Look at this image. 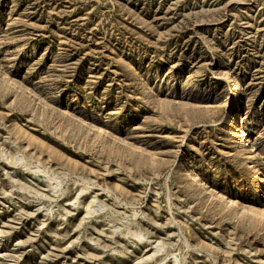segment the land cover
<instances>
[{"label":"rangeland","instance_id":"374dc122","mask_svg":"<svg viewBox=\"0 0 264 264\" xmlns=\"http://www.w3.org/2000/svg\"><path fill=\"white\" fill-rule=\"evenodd\" d=\"M263 197L264 0H0V264H264Z\"/></svg>","mask_w":264,"mask_h":264},{"label":"bare ground","instance_id":"6f19581e","mask_svg":"<svg viewBox=\"0 0 264 264\" xmlns=\"http://www.w3.org/2000/svg\"><path fill=\"white\" fill-rule=\"evenodd\" d=\"M233 82V81H232ZM234 84V83H233ZM233 89V88H232ZM236 89V88H235ZM234 90V89H233ZM232 123V122H231ZM233 126V125H232ZM234 139L238 142V143H240V144H243V147H247L248 149H249V152H248V155L250 156V158L251 159H254L255 158V155H254V153H253V151H252V149L249 147V141L248 140H245V138H244V134L242 133V131H240V129H239V127L237 126L236 128H235V137H234ZM241 140V141H240ZM251 145V144H250ZM253 171H254V173H257L258 171H256L255 169H253ZM258 175H259V173H258ZM258 179V178H257ZM256 179V180H257ZM261 180H263V179H261ZM257 181H259V180H257ZM58 184V183H57ZM256 184V183H255ZM258 184V183H257ZM261 185V184H260ZM262 186V185H261ZM261 188V187H260ZM262 194V193H261ZM219 196V195H218ZM264 198V197H263ZM233 206V203L231 202V201H229V207H232ZM235 206V205H234ZM233 206V207H234ZM237 208V207H236ZM228 210V209H227ZM244 211V210H243ZM249 211V210H248ZM249 212H252V211H249ZM255 212V211H254ZM264 212V211H263ZM254 214V213H253ZM258 215H259V211H258ZM261 216L263 217V214L261 213Z\"/></svg>","mask_w":264,"mask_h":264}]
</instances>
